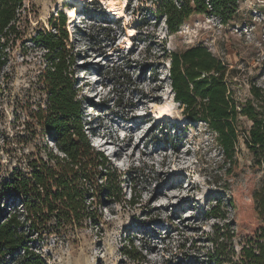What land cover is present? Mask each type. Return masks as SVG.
Wrapping results in <instances>:
<instances>
[{
  "label": "rangeland",
  "instance_id": "obj_1",
  "mask_svg": "<svg viewBox=\"0 0 264 264\" xmlns=\"http://www.w3.org/2000/svg\"><path fill=\"white\" fill-rule=\"evenodd\" d=\"M75 1L25 0L0 70V168L23 165V155L38 150L36 140L28 141L30 113L45 103L40 76L48 57L36 36L54 31L63 12L86 133L119 175L120 192L95 199L96 221L63 234L27 231L28 244L48 264H232L226 260L231 246L221 248L218 260L211 257L212 239L226 243L224 231L235 229L233 248L239 254L247 232L235 226L237 214L246 231L257 222L251 197L263 185L264 168H248L252 157L242 137L252 122L240 117L238 166H231L217 133L189 119L176 101L171 54L208 48L227 65L231 94L243 104L253 84L264 88V0H239L225 18L209 5L210 12L191 15L176 33L159 9L162 0H126L119 16L110 10L113 0H82L71 21ZM162 103L171 105L165 119L153 112ZM241 203L247 208L239 213L235 205ZM0 204L20 205L6 198ZM214 206L226 218L209 216Z\"/></svg>",
  "mask_w": 264,
  "mask_h": 264
},
{
  "label": "trees",
  "instance_id": "obj_2",
  "mask_svg": "<svg viewBox=\"0 0 264 264\" xmlns=\"http://www.w3.org/2000/svg\"><path fill=\"white\" fill-rule=\"evenodd\" d=\"M179 1L178 5L174 0H162L159 5L171 33L178 32L191 15L210 12L209 5L225 18L226 12L236 11L239 0ZM24 6L25 0H0V70L8 60L6 43L18 34L17 23ZM57 21L54 31L44 29L36 36V41L45 45L48 57L40 76L45 103L30 113L33 122L28 141L36 140L38 150L24 154L23 165L19 163L5 172L0 168V200L6 198L21 205L8 209L0 204V264H9L8 257L15 264H48L43 253L28 244L27 231L63 234L87 221L94 222L98 216L95 199L102 192L108 196L120 192L119 175L86 133L82 100L75 87L76 56L69 45L66 15L59 12ZM227 71V65L205 46L171 54L170 77L176 101L184 106L189 119L204 121L217 133L231 166H238L234 153L240 149V117L252 122L242 137L252 157L248 168L257 172L264 168V88L253 84L252 97L240 105L231 94ZM48 140L54 141L56 150L49 147ZM42 150H47V157ZM251 198L250 210L256 214V224L246 231L247 223L240 222L238 214L234 221L239 232H247L239 254L233 248L236 231L226 224L228 229L222 235L226 243L212 239V258L218 260L221 248L231 246L226 260L232 264H264V182ZM235 206L240 213L247 203ZM209 213L211 217L226 218L220 206H214Z\"/></svg>",
  "mask_w": 264,
  "mask_h": 264
},
{
  "label": "bare ground",
  "instance_id": "obj_3",
  "mask_svg": "<svg viewBox=\"0 0 264 264\" xmlns=\"http://www.w3.org/2000/svg\"><path fill=\"white\" fill-rule=\"evenodd\" d=\"M82 0L75 1L77 3V8L75 9L74 7H71V14H70V19L71 21L74 20L76 11L79 9L80 5L82 4ZM126 0H113L109 2V7L110 10L113 11L114 13L119 15L124 14V6H125ZM131 35L133 34V29H130ZM171 110V105L169 103H162L156 105V107L153 109V112L156 113L157 117L160 119H165L169 115Z\"/></svg>",
  "mask_w": 264,
  "mask_h": 264
}]
</instances>
